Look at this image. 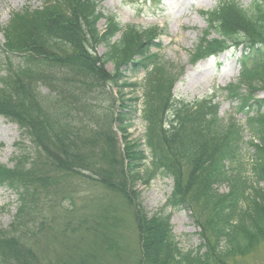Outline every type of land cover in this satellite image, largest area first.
Here are the masks:
<instances>
[{
    "label": "rangeland",
    "instance_id": "374dc122",
    "mask_svg": "<svg viewBox=\"0 0 264 264\" xmlns=\"http://www.w3.org/2000/svg\"><path fill=\"white\" fill-rule=\"evenodd\" d=\"M220 1L223 0H98L100 11L104 13L98 24L101 31H104L108 17L115 15L124 27L132 25L136 30L150 28L156 32L154 39L149 38L142 46L149 57L140 66L138 76L133 74L132 67H124L115 74L114 63L103 65L105 73L111 75L105 87L97 92L105 90L104 97L110 98L112 104L116 103L115 112L117 109L119 111V105L123 102L122 105L127 106L124 117L134 116V125L127 134L129 143L141 150L145 148L146 121L142 118L143 113L148 112L151 121L166 119L171 108L166 100L173 96L189 102L196 99L206 102L212 98L220 104L217 115L224 124L230 120L237 124L244 122V115L236 112L239 103L227 98L223 90L229 84L238 85L244 64L252 65L253 70L259 69L264 64V52L259 47H244L242 44L215 55H208V50L203 53L199 49L207 27L205 14L213 11ZM239 1L244 7L252 2ZM73 2L0 0V108L6 103L8 108L21 114L26 125H31L34 118L32 105L26 101L24 92L27 96L36 97L38 116L44 123L55 122L57 125L66 109H61L60 105H53L50 109L51 104L45 100V95L52 93L59 77L58 70L69 71L66 50H72L74 40L82 37V32L76 31L80 28L77 21V29L72 30L73 43L64 45L65 39L59 35L63 23H71L76 17H69L73 13L71 11L60 16L51 12L53 9L65 10ZM53 5L57 7L51 10ZM28 44H34L38 56L31 63V68L24 69L18 60L25 46L28 49ZM13 47L16 49L12 50ZM106 50V44L94 43L90 53L100 58ZM53 55L57 59L53 60ZM152 56L161 59L160 68L152 66L149 69L147 62ZM2 81L5 87H2ZM249 92L256 99L264 98V85L249 88ZM143 102L148 106L143 108ZM108 104V99H100L96 110L101 112ZM135 104L139 109L133 115L130 109ZM79 117L86 118L82 112ZM119 135L124 146L123 135ZM224 138L226 141L221 148L227 149L231 137ZM35 147L27 133L23 137L19 125L10 116L0 113V168L12 169L16 164L13 170L18 175L24 173L33 178L30 188L33 197L30 199L35 204L32 212L16 218L20 205L18 194L0 185V230H5L0 232V238H16L21 255L25 256V260L19 261L0 250L4 261L6 259L9 264H141L142 241L135 212L141 209L150 217L164 206L173 190L174 179L156 175L146 182L139 180L142 174L140 169L128 168L127 174L135 177L132 182L123 180L120 183L130 191L131 198L128 199L118 195V190H109L97 181L101 175H96L95 171H101L103 164L96 165L94 171L81 172L77 169L80 158L86 157L84 153L91 158L93 152L97 153L96 150L82 152L77 149L74 152L78 156L77 162L70 170L60 165L68 166L70 161L60 163L55 160L49 146L44 145L41 149ZM244 147L247 158L252 159L253 149L249 145ZM214 188L219 195L229 193L224 187ZM69 196L74 199V206L70 204ZM65 197L68 200H63ZM132 200L133 205H130ZM85 213L93 216L97 222L85 233L82 232L83 238L75 237L71 234L72 229L67 230L77 223L80 214ZM171 225L176 240L185 252L199 249L202 228L198 226L190 208L174 210ZM82 230L84 227L76 230V235ZM108 238L111 240L109 243ZM260 239H252L254 247L246 256H237L238 264H264V244H258ZM78 250L85 254L79 256Z\"/></svg>",
    "mask_w": 264,
    "mask_h": 264
},
{
    "label": "trees",
    "instance_id": "16d2710c",
    "mask_svg": "<svg viewBox=\"0 0 264 264\" xmlns=\"http://www.w3.org/2000/svg\"><path fill=\"white\" fill-rule=\"evenodd\" d=\"M68 1L74 2L65 10L53 9L57 7L55 5L51 7L55 16L71 11L73 13L69 17H76L71 23H63L59 35L65 39L64 45L70 44L72 30L77 29L79 22L80 28L76 31L82 32V37L72 42V50H66L69 71L58 70L59 77L52 93L45 95V100L51 104L50 109L53 105L66 108L58 124L42 122L38 116L36 97L27 96L26 92L23 94L32 105L34 118L31 125L24 124L21 114L8 108L6 103L0 108V113L10 116L19 125L23 137L27 133L36 149L47 145L54 153L55 160L60 163L70 161L68 166L60 164L65 169L68 167L72 170L76 165L78 156L74 152L77 149L82 152L96 150L97 153L93 152L91 158L84 153L86 157L80 158L77 169L81 172L94 171L96 165L103 164L101 171H95L96 175H101L97 181L109 190H118L117 194L125 198H131L130 191L120 183L123 180L132 182L135 177L127 174L128 168L140 169L142 174L139 180L146 182L156 175L174 179L173 190L164 206L150 217L141 209L135 212L142 241L141 264H238L237 256H246L253 249L252 239L260 237L262 239L258 244H264V98L256 99L249 92V88L264 85V64L257 70H253L252 65L244 64L238 85L229 84L223 90L227 98L239 103L236 112L244 115V122L237 124L230 120L224 124L217 115L220 104L212 98L206 102L199 99L189 102L173 96L166 100L171 107L166 119L151 121L150 114L143 113L146 149L141 150L127 141V134L134 123V116L124 117L127 106L122 102L119 111L116 108L115 112L116 103L112 104L110 98L104 97L105 90H97H102L107 79H110L111 74H106L103 68L108 62L114 63L115 74L124 67H132L133 74L138 76L140 66L149 57L142 46L149 38L154 39L156 32L150 28L136 30L132 25L124 27L115 15L108 17L104 31H101L98 24L104 13L100 11L98 0ZM205 17V37L199 46L203 53L207 50L208 55L224 53L239 44L259 47L264 52V0H252L245 7L239 0H223ZM94 43L107 46L100 58L90 53ZM23 50L24 54L19 56L22 60L19 59L18 64L29 69L38 56L37 48L34 44H28V49L25 46ZM55 59L57 57L53 55ZM147 63L150 64L149 69L162 66L158 56H152ZM2 87H5L3 81ZM100 99L109 100L108 106L102 108L101 112L96 110ZM147 106L148 103H145L143 108ZM138 109V104H135L130 109L131 114L134 115ZM80 112L86 118L79 117ZM89 112L91 115L88 116ZM29 120L30 117L27 123ZM224 136L231 137L227 149L221 148L226 141ZM247 136L249 139H246ZM252 136L260 140V145L255 144ZM245 145L256 147V158H247ZM16 167L15 164L12 169L0 168V185L18 194L20 205L16 218H20L35 208L30 199L33 197L30 190L33 178L24 173L18 175L13 170ZM224 182L229 184L230 192L219 195L214 186ZM69 199L74 206V199L71 196ZM63 200L68 199L65 197ZM130 205H133V200ZM182 207L191 209L198 226L202 228V242L196 251L185 252L173 234L172 214ZM85 214H80L77 223L67 230L72 229L71 234L75 237L83 238L82 232L85 233L97 222L93 216ZM81 227L84 230L76 235V230ZM106 240L107 243L111 241L110 238ZM0 250L4 255L8 253L19 261L25 260L16 238H0ZM77 253L79 256L85 254L79 250ZM2 255L0 253V264H9Z\"/></svg>",
    "mask_w": 264,
    "mask_h": 264
}]
</instances>
